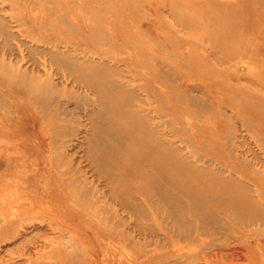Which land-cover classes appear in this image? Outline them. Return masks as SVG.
<instances>
[{"label":"bare ground","instance_id":"bare-ground-1","mask_svg":"<svg viewBox=\"0 0 264 264\" xmlns=\"http://www.w3.org/2000/svg\"><path fill=\"white\" fill-rule=\"evenodd\" d=\"M245 2L250 8V1ZM211 9L219 11L221 6L212 3ZM66 20H62L64 24ZM213 21L221 39L229 28L227 18L219 13ZM13 22L14 28L38 26L24 16H18ZM148 24L146 30L152 29ZM8 27L7 20L0 15V40L3 39L0 42V87L4 89V94L0 92V110L12 111L15 106L8 98L23 96L30 100L32 107L51 115L50 119L61 120L54 122L48 132L53 145L57 138L69 137L64 144L80 150V138L87 135L85 161L93 174L89 177L88 168L74 169L70 165L59 173L56 166L59 156H54L51 145L53 169L76 214L69 213L62 197L46 190L48 187L44 188L43 182L37 189L41 191L34 193H0V213L3 219L9 220L6 227H0V264H6L4 259L12 260L16 253L23 251L24 254L22 246L7 251L2 244L17 237L15 227L20 224L16 222L25 224L30 219L48 221L46 225L54 233L41 243L33 242L36 264H264V163L252 159L253 151L244 148L245 136L228 123L231 120L228 114H219L228 124L225 128L228 135H223L224 141L220 144L227 160L210 157L193 149L211 147L212 142L202 140L209 133L205 126L198 124L188 128L183 126L187 122L179 118L170 122L164 120L166 114L176 116L189 112L181 107V102H199L204 98L192 94L195 84L189 87L180 71L178 73L165 59L161 60L158 54L146 52L145 67L169 89L175 101L168 108L164 106L165 95L159 88H151L148 79L136 74L124 75L115 64L123 62L127 68L129 61L117 62L104 56L95 58L83 48L65 52L50 47L44 49L49 69H44L45 80H39L33 71L19 66L23 58L16 57L13 62L12 56L9 57L15 54L8 40L17 34L7 30ZM68 28L76 27L69 25ZM211 37L214 42L213 33ZM42 39L47 46L56 44L51 39ZM52 64L66 71L61 72L64 82L54 80L49 67ZM240 69H236L237 80L246 74ZM196 80L199 81L197 77ZM238 86L240 84L235 85V89ZM199 88L201 91L202 87ZM60 95L68 97V102L83 101L81 118L69 119L72 108L68 109V102L56 101ZM204 114L211 116L214 111L203 106L192 113L191 119L204 122ZM2 122L4 120L0 119L1 127ZM215 130L222 134L221 130ZM181 131H190L198 139L182 140ZM4 154L0 147V157ZM247 172L258 176L260 183L246 179ZM27 175L22 178L24 188L29 184ZM14 207L22 210L19 211L23 218L17 214L18 209L13 211ZM35 209L40 211L34 213ZM24 224L21 228H26Z\"/></svg>","mask_w":264,"mask_h":264},{"label":"rangeland","instance_id":"rangeland-1","mask_svg":"<svg viewBox=\"0 0 264 264\" xmlns=\"http://www.w3.org/2000/svg\"><path fill=\"white\" fill-rule=\"evenodd\" d=\"M245 1L0 0V15H3L9 24L7 30L15 31L17 34L15 38L8 40L9 46L14 49L13 52L15 54V56L9 54V57L12 56L13 62L16 57L23 58L19 66H22L23 69H28V71H33L35 75L40 77L39 80H45L42 76L44 69H49L47 67L48 56L43 52L44 49L50 47L55 51L65 52L75 48H83L85 52L95 58L104 56L106 58H114L117 62L121 59L129 61L130 64L127 68L123 62L115 64L121 67L124 75L129 77L132 74H136L141 79H148V86H151V88H159L165 95L166 102L164 106L168 108L175 101L169 89L164 87L157 77L145 67V53L152 51L151 53L158 54L157 56L161 60H166L165 62L170 64L178 73L180 71L189 87L193 88L195 84L194 87L196 89L194 88L195 92L193 91L192 94L195 93L198 97L201 95L200 97L204 98L203 101L199 102H194L193 100L192 102H181V107L187 108L189 112L176 114V116L166 114L164 120L170 122L179 118L182 122H187L186 124L183 123V126L188 128L198 124L205 126L209 133L205 135V139H200L209 143L212 142L211 147L200 149L195 146L193 149L210 157L226 159L220 144L224 141L223 135H228L225 132L228 124L224 117L219 114H228L231 119V123H228L233 125L238 133L245 136L243 138L244 148L253 151L252 159L264 163V0H247V2H251H249V5L252 12L248 11L250 8ZM212 3L221 6V9L219 11L212 10ZM219 13L227 18L229 26L225 36L221 37V39L214 28L216 27V22L213 21V18ZM18 16L27 17L38 24V26L34 28L31 26L12 27V25H15L13 21ZM64 18L68 19L66 20L67 24L62 21ZM147 24L151 25L152 29L149 30L148 28L146 30ZM69 25H73L76 28L71 30L68 28ZM211 33L215 36L214 42H212ZM42 38L51 39L56 44L47 46ZM2 40L1 38L0 42ZM33 61H37V64L34 65ZM44 61L46 62L44 63ZM110 63L113 64L112 62ZM49 67L51 68L50 72L54 74V80L57 83L64 82L61 72L66 73V71L56 64H52ZM236 69L246 71V74L241 76L240 80H237L238 73ZM196 77L199 81L196 80ZM187 79H189L190 83ZM191 80L194 82H191ZM67 82L70 83V81ZM237 84H240V86L235 89L234 86ZM197 86L198 88L199 86L200 88L202 87L201 89L199 88L201 91H198ZM2 88L0 87V92L4 94V89ZM183 93L181 92L182 95H184ZM207 95H210L211 99ZM213 97H216V99ZM8 99L15 107H13L12 111L9 109H6V111L0 110V119L4 120L2 127L0 126L2 128L0 132V147L5 151V154L0 157V177L3 179L1 180L0 178V193H3V195L19 194L22 191L34 193L45 183L44 188L48 187L46 190H51L54 195L62 197L63 200H61L65 207L69 208V213L76 214L66 200L67 193L58 180L57 172L53 169L54 165L51 162L50 151H52V145L54 147V156H59L56 162L59 173L66 169L64 167L66 165H70L74 169L76 167L79 169L81 166L82 169L83 167L87 169L88 164L85 161L86 144L84 142L87 137L86 134L90 130L85 134L86 137L83 135L80 138L79 146L83 154L79 148L74 149L75 147L64 144L65 141L68 142L69 137L57 138L56 140L58 141L53 145L48 132L51 131L54 122L58 123L61 120H56L57 118L55 120L50 119L51 115L42 109L37 110L32 107L29 104L30 100L23 98V96L13 95ZM56 101L67 104L68 97L60 95ZM68 103V109L72 108L70 109L71 117L69 119L75 121L81 118L84 110L83 101L76 100ZM203 106L209 107L214 111V114L211 116L204 114L206 115L203 116L204 122H193L191 119L192 113L196 110L200 111ZM16 109L18 110L16 111ZM72 112L76 115L74 114V116ZM60 116L58 115V118L61 119L62 117ZM213 125L219 132L221 130L222 134L217 133ZM221 135L222 138L219 137ZM180 138L182 140L198 139L190 131H181ZM73 149L74 151H69ZM72 153L75 154L72 155ZM82 157L83 159H81ZM17 165L19 167H16ZM21 169L24 171L22 172ZM88 169V175L91 177L90 175L93 172H91L90 168ZM7 172H10L11 176ZM13 172H16L15 175ZM25 174H28L27 176L30 178L27 179L30 184H27V188H24L25 186L22 184V178L26 176ZM245 176L251 182L260 183L258 176L251 175L248 172ZM4 178L6 179L4 180ZM15 178L20 179L16 181ZM42 182L43 184H41ZM102 183L100 181L101 185ZM13 209V211L18 209L17 214H19V217H24L20 216L22 214L20 208L14 207ZM37 211L40 210L35 209L34 213H37ZM30 220H27L30 222L25 221V224L24 221L22 223L16 222L17 225L18 223L20 224V226L18 225L19 227H15L20 236L17 235V237L10 239L11 241L8 240L4 245L2 244V248H6L7 251H14L19 246L24 248V254L21 251L19 254H14L13 259L8 262L5 259L2 260L6 264H36L33 242L41 243L44 239H50L54 235L52 229L46 225L48 221L42 222L40 220V222L38 220L35 223L33 219ZM8 223L9 220L3 219L2 213H0V227H6L5 224ZM21 224H24L26 228H21ZM29 252H31L30 255L28 254Z\"/></svg>","mask_w":264,"mask_h":264}]
</instances>
